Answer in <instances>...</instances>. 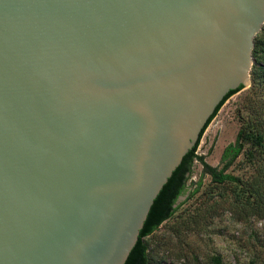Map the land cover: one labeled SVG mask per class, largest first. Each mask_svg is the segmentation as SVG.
<instances>
[{
  "label": "water",
  "instance_id": "obj_1",
  "mask_svg": "<svg viewBox=\"0 0 264 264\" xmlns=\"http://www.w3.org/2000/svg\"><path fill=\"white\" fill-rule=\"evenodd\" d=\"M264 0H0V264H122Z\"/></svg>",
  "mask_w": 264,
  "mask_h": 264
},
{
  "label": "rangeland",
  "instance_id": "obj_2",
  "mask_svg": "<svg viewBox=\"0 0 264 264\" xmlns=\"http://www.w3.org/2000/svg\"><path fill=\"white\" fill-rule=\"evenodd\" d=\"M245 87L223 100L195 146L194 151L216 167L224 162L221 152L234 139L239 115L246 113ZM226 170L244 177L252 167L238 154ZM197 180L198 189L144 237L151 253L165 264H264V218L239 213L230 193L232 184L213 182L199 160L193 159L187 190Z\"/></svg>",
  "mask_w": 264,
  "mask_h": 264
},
{
  "label": "trees",
  "instance_id": "obj_3",
  "mask_svg": "<svg viewBox=\"0 0 264 264\" xmlns=\"http://www.w3.org/2000/svg\"><path fill=\"white\" fill-rule=\"evenodd\" d=\"M250 55L252 62L249 69V85L244 88L247 99L244 106L247 110L245 114L239 115L240 125L234 139L222 149L220 159L224 160L223 164L216 167L207 163L194 149L202 130L219 105L230 94L241 89V84L225 92L207 117L195 142L184 152L178 164L153 197L137 238L122 264H165L161 257L158 258L151 253L144 237L150 234L161 221L168 218L186 197L198 189L199 180L195 181V186L190 190H187L186 185L193 159L199 160L203 171L209 174L213 182L232 184L230 193L236 200L239 213L264 218V22L253 36ZM238 154H242L245 162L252 167V170L244 177L226 170ZM181 195L184 196L179 199ZM187 225L186 223L185 226ZM177 227H179L178 224Z\"/></svg>",
  "mask_w": 264,
  "mask_h": 264
}]
</instances>
